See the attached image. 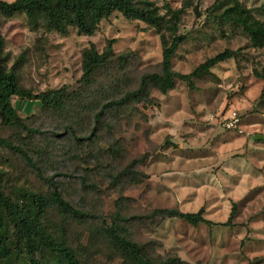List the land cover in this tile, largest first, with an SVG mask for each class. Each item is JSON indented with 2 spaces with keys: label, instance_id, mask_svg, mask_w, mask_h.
Returning <instances> with one entry per match:
<instances>
[{
  "label": "rangeland",
  "instance_id": "374dc122",
  "mask_svg": "<svg viewBox=\"0 0 264 264\" xmlns=\"http://www.w3.org/2000/svg\"><path fill=\"white\" fill-rule=\"evenodd\" d=\"M150 1L185 36L174 71L190 74L226 49L234 57L191 82L177 79L167 93L149 84L148 98L108 108L92 139L79 142L73 134L89 135L100 107L137 90L146 74L161 72L162 34L119 12L91 36L75 28L47 31L42 14L35 21L24 13L3 17V59L8 68L23 60L20 85L34 93L66 87L71 101L60 110L14 96L18 115L36 132L0 119V136L25 150L87 215L80 222L51 211L47 224L66 234L85 264H124L100 234L115 221L151 258L264 264V80L256 75L264 67V45L254 46L242 26L222 16L239 1L264 22V0ZM164 34L172 40L171 32ZM110 41L112 56L84 85L83 51L93 44L102 53ZM234 110L242 133L224 127ZM0 185L14 199L50 190L20 153L3 147ZM163 209H204L212 223L194 226L157 212Z\"/></svg>",
  "mask_w": 264,
  "mask_h": 264
},
{
  "label": "trees",
  "instance_id": "16d2710c",
  "mask_svg": "<svg viewBox=\"0 0 264 264\" xmlns=\"http://www.w3.org/2000/svg\"><path fill=\"white\" fill-rule=\"evenodd\" d=\"M114 12H119L129 19L143 21L162 34V70L146 74L137 90L128 92L124 97L100 107L94 115L95 127L89 135L79 137L76 133H72L79 142L92 139L97 129L96 125L100 123L108 108L123 105L131 99L141 101L148 98L149 84L158 88L162 93H167L175 87L177 79L191 82L193 76L207 72L219 62L233 58L235 55L234 51L226 49L207 59L190 74L174 71L173 57L180 44L185 41V36L177 35V23L173 20H164L161 17L160 8L150 0H15L13 2L0 0L1 124L18 127L29 133L36 132L18 115L11 101L14 96L28 100H40L45 107L60 110L66 108L71 101L66 87L34 93L31 89L20 85L18 70L23 60L19 59L11 68H8L3 59V17L11 18L24 13L35 21L38 15L42 14L46 19L47 31L64 34L75 28L79 33L91 36L95 34L101 21ZM222 16L242 26L254 46L264 45V22L256 19L251 11L239 1H235ZM166 30L172 33L171 41L165 38L164 31ZM113 44L114 41H110L102 53L93 44L85 48L82 62L83 75L80 79L84 85L88 86L92 83L97 71L112 56ZM256 75L264 80V67L261 71H256ZM0 147L20 153L50 188L48 193L28 191L24 197L14 199L6 194L0 185V264H85L66 234L55 231L47 224L51 211H58L64 218L80 222H83L82 220H85L87 215L63 196L53 177H45L41 168L25 150L2 136H0ZM158 211L170 217L184 219L194 226L212 223L204 217V209L197 212H181L177 209ZM231 218L232 215L230 220ZM230 220L224 224H229ZM100 234L118 253L124 264H184L178 258L149 257L144 247L125 235L122 225L116 221L102 227Z\"/></svg>",
  "mask_w": 264,
  "mask_h": 264
},
{
  "label": "built area",
  "instance_id": "2783aa9c",
  "mask_svg": "<svg viewBox=\"0 0 264 264\" xmlns=\"http://www.w3.org/2000/svg\"><path fill=\"white\" fill-rule=\"evenodd\" d=\"M224 127L242 133V119L237 111H231L223 120Z\"/></svg>",
  "mask_w": 264,
  "mask_h": 264
},
{
  "label": "water",
  "instance_id": "95a60500",
  "mask_svg": "<svg viewBox=\"0 0 264 264\" xmlns=\"http://www.w3.org/2000/svg\"><path fill=\"white\" fill-rule=\"evenodd\" d=\"M257 138H263V137L258 135V137H257Z\"/></svg>",
  "mask_w": 264,
  "mask_h": 264
}]
</instances>
